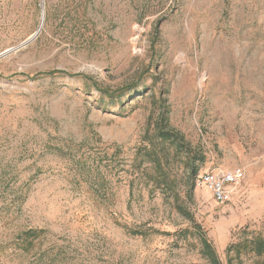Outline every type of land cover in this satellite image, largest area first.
<instances>
[{"label": "rangeland", "instance_id": "rangeland-1", "mask_svg": "<svg viewBox=\"0 0 264 264\" xmlns=\"http://www.w3.org/2000/svg\"><path fill=\"white\" fill-rule=\"evenodd\" d=\"M201 237L264 264V0H0V264H212Z\"/></svg>", "mask_w": 264, "mask_h": 264}, {"label": "built area", "instance_id": "built-area-1", "mask_svg": "<svg viewBox=\"0 0 264 264\" xmlns=\"http://www.w3.org/2000/svg\"><path fill=\"white\" fill-rule=\"evenodd\" d=\"M245 179L242 169L207 170L196 178V185L208 188L219 203H228L234 197V191Z\"/></svg>", "mask_w": 264, "mask_h": 264}, {"label": "trees", "instance_id": "trees-1", "mask_svg": "<svg viewBox=\"0 0 264 264\" xmlns=\"http://www.w3.org/2000/svg\"><path fill=\"white\" fill-rule=\"evenodd\" d=\"M172 133L173 132L171 130L161 129L160 136L162 139L171 140L174 137ZM166 186L167 184H165V187ZM167 187L169 188V185ZM42 232L43 231L41 230L39 231V230H34V229H30V230L22 232L20 235L17 236L18 239L15 242L16 248L24 249L25 251L32 249V247L35 245V241L40 238ZM131 234L145 235L146 232L139 230V229H134V230H131ZM201 240H202L204 248L208 252V256H209L211 263L220 264L219 259L217 258L215 252L212 250L210 243L204 237L203 238L201 237ZM254 244H255L254 250L257 253L263 254L264 253V238L259 237V238L254 239Z\"/></svg>", "mask_w": 264, "mask_h": 264}, {"label": "water", "instance_id": "water-1", "mask_svg": "<svg viewBox=\"0 0 264 264\" xmlns=\"http://www.w3.org/2000/svg\"><path fill=\"white\" fill-rule=\"evenodd\" d=\"M36 35H37V33H36L35 35H33L30 39H28V40L25 42V44L31 42V41L36 37ZM6 53H8V52H6ZM6 53H5V54H6ZM3 55H4V54H3Z\"/></svg>", "mask_w": 264, "mask_h": 264}]
</instances>
